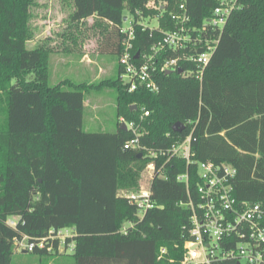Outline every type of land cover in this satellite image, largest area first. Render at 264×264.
<instances>
[{
    "label": "trees",
    "instance_id": "obj_1",
    "mask_svg": "<svg viewBox=\"0 0 264 264\" xmlns=\"http://www.w3.org/2000/svg\"><path fill=\"white\" fill-rule=\"evenodd\" d=\"M70 1L71 22L92 16L108 24L99 49L118 59L124 16L133 25V53L144 52L162 39V32L144 27L149 14L161 12L159 26L172 29L170 14L184 2L189 26L198 28L222 0ZM152 1L163 8H148ZM33 2L0 0V264H10L16 240L38 241L65 228L72 234L62 244L45 239L44 248L31 252L54 254L72 244L75 264H180L189 211L179 204L188 197L176 176L188 172L194 195L201 183L196 165L171 159L165 177L152 181L154 207L141 217L121 195L135 189L149 159L124 149L131 134L120 118L137 121L142 109L149 112L143 144L167 148L191 133L193 159L232 164L234 197L264 207V0H235L223 28L204 31L218 41L201 78L161 70L164 60L179 55L164 48L154 58L158 90L128 91L117 63L116 76L96 85L116 92L111 132L83 129L85 82L48 83L49 49L26 44ZM178 68L196 66L182 59ZM175 122L184 130L174 132Z\"/></svg>",
    "mask_w": 264,
    "mask_h": 264
},
{
    "label": "built area",
    "instance_id": "obj_2",
    "mask_svg": "<svg viewBox=\"0 0 264 264\" xmlns=\"http://www.w3.org/2000/svg\"><path fill=\"white\" fill-rule=\"evenodd\" d=\"M234 7L235 0H222L214 8L213 16L206 19V25L198 28L189 26L190 16L184 2L178 5L177 11L170 14L175 22L172 29L163 30L159 26L161 12L149 14L146 21L142 22L144 27H148L151 32L153 29L162 32V39L144 52L133 53L131 41L134 34L131 20L127 27L122 25L120 32L124 33L123 48L118 63L127 90L133 91L141 86L152 91L158 90L154 58L158 51L164 48L176 49L179 55L164 60L161 70L175 71L180 60H190L196 69L181 70L180 73L201 78L218 41L217 37L209 35L208 32L207 35L204 31L222 29ZM148 8L161 9L163 5L152 1ZM152 19L156 20V25L151 26L148 23ZM148 115L149 112L142 109L137 121L120 118L121 123L125 124L131 134L123 144L124 149L139 151L141 156L144 154L149 159L140 172L135 189L122 191L121 195L136 206L137 214L141 217L154 207L151 199L152 181L156 176L165 177L164 166L171 159L181 158L187 166L195 164L201 183L194 190V195L188 190V172L176 176L177 181L186 185L188 197L179 204L189 211L186 226L188 238L183 243L184 251L180 264H264V207L260 202H238L234 197L232 193V180L236 174L234 166L228 162L195 161L191 148V133L167 148L148 147L141 141L144 134L142 124ZM8 223L14 226L15 219L9 218ZM71 234L68 228L50 230L46 237L38 241L29 240L24 236L21 240H16L14 246H22L20 249L32 251L36 246L44 248L45 239L57 238L62 244L66 236ZM68 247L71 249L72 244H68ZM47 250H50V247H47ZM163 253L165 249L161 248L160 254Z\"/></svg>",
    "mask_w": 264,
    "mask_h": 264
},
{
    "label": "rangeland",
    "instance_id": "obj_3",
    "mask_svg": "<svg viewBox=\"0 0 264 264\" xmlns=\"http://www.w3.org/2000/svg\"><path fill=\"white\" fill-rule=\"evenodd\" d=\"M29 10L31 36L26 44L30 48L45 46L49 49L48 83L54 85L68 80L65 84L67 86L68 82H85L88 87L84 98L83 129L89 132L115 131V89L108 86L96 87L99 82L113 78L117 73L115 55L99 49L108 24L92 16L84 21L71 22L70 0H34ZM129 21L130 19L123 21V26L127 27ZM148 23L156 25V20L152 19ZM84 55L95 59L103 66L104 71L99 73L96 66L80 62ZM20 247L22 246H14L10 264H75L69 247L65 249L60 246L59 253L46 255L22 252Z\"/></svg>",
    "mask_w": 264,
    "mask_h": 264
},
{
    "label": "crops",
    "instance_id": "obj_4",
    "mask_svg": "<svg viewBox=\"0 0 264 264\" xmlns=\"http://www.w3.org/2000/svg\"><path fill=\"white\" fill-rule=\"evenodd\" d=\"M115 57H116V55H115ZM99 60H100V58H99ZM80 62H82L83 64L88 65V66L89 65L94 66V67L96 66L97 72H99V73L104 71V68H102L103 66L101 64L97 63V61H95V59H93L92 57L90 58L88 55H84V57L82 56V58L80 59ZM117 63H118V59L116 57V69H117ZM98 68H100L101 70L99 69V71H98ZM84 104H85V102H84ZM88 105H89V103H88ZM21 251L27 252V251H24V249H22Z\"/></svg>",
    "mask_w": 264,
    "mask_h": 264
},
{
    "label": "water",
    "instance_id": "obj_5",
    "mask_svg": "<svg viewBox=\"0 0 264 264\" xmlns=\"http://www.w3.org/2000/svg\"><path fill=\"white\" fill-rule=\"evenodd\" d=\"M123 20H126V16L123 17ZM135 56H136V55H135ZM176 71L180 73V72H181V69H180V68H177ZM166 72H167V73H171L172 70H167ZM121 128L124 129V130H126V126H125L124 123L121 124ZM184 128H185V126H184V124H182L181 122H175V123L172 125V130H173L174 132H181V131L184 130ZM140 156H141V153L139 152V153H138V157H140ZM24 251H26V250H24Z\"/></svg>",
    "mask_w": 264,
    "mask_h": 264
}]
</instances>
